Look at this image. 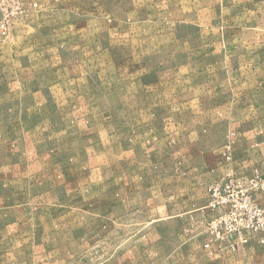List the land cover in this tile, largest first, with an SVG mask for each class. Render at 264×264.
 Instances as JSON below:
<instances>
[{
	"label": "rangeland",
	"instance_id": "obj_1",
	"mask_svg": "<svg viewBox=\"0 0 264 264\" xmlns=\"http://www.w3.org/2000/svg\"><path fill=\"white\" fill-rule=\"evenodd\" d=\"M254 49L264 51V0H0V264H104L114 242H124L114 222L146 224L135 215L110 217L109 194L98 200L90 192L106 191L107 183L81 184L124 176L123 165L110 166L112 120L121 145L132 130L134 157L148 164L145 177H188L191 157L221 166L222 176L200 182L207 205L206 185L228 173L264 181V133L246 143L237 132L250 127L237 119V84L242 103L264 106V90H253L259 79L264 85V70L253 73ZM243 109L242 120L249 115ZM197 112L212 116L189 121ZM156 114L187 122H147ZM196 129L204 130L198 148L207 143L210 155L184 153ZM158 188L150 184L149 193ZM258 196L264 191L254 195L264 207ZM207 205L208 219L198 226L202 249L211 252L204 247L213 216ZM156 220L148 219L166 229L177 222Z\"/></svg>",
	"mask_w": 264,
	"mask_h": 264
},
{
	"label": "crops",
	"instance_id": "obj_2",
	"mask_svg": "<svg viewBox=\"0 0 264 264\" xmlns=\"http://www.w3.org/2000/svg\"><path fill=\"white\" fill-rule=\"evenodd\" d=\"M251 57L254 66L253 73H260L264 70V51L262 49H254L251 52ZM242 88V84H237V119L240 123H247L249 121L250 127L244 130L246 128L241 126L237 128V132L239 134L238 136L243 138V142H246L245 139L252 138L253 133L259 134V136L261 135L260 137L262 138L263 135L261 133H264V130L258 129V125L255 123L258 121L264 122V115L261 114L264 106L261 104L257 105L254 103L255 101L253 104L242 103L240 97L244 94V89ZM253 88L254 91L264 90V85L259 79L258 84L254 85ZM157 101H159L158 97ZM149 104L153 103H148V105ZM220 104L221 106L224 104L223 100L220 101ZM242 109L244 113L249 114L246 118L243 117V120L240 118ZM211 116L212 114L197 112L187 115V118L189 121L199 123L204 121L206 117L210 118ZM149 119L153 123L168 120L174 122H187L183 119V115L177 114H172L171 116L156 114L151 115V117L147 119V122H149ZM195 123L193 126L197 128L198 126L195 125ZM109 124L110 129L107 133H109L112 139L111 142L113 143L114 140L116 142L118 141L114 146H112L110 142V150L113 148L115 153L114 158L111 159L110 163H112V165L110 166L117 168V165H123L124 176L110 178L108 181L99 179H93L92 181L84 180L81 181V184L92 185L93 187H100L99 185H101L104 187L107 183L109 189H107V187L102 188L106 191L97 188L96 190L90 189V192H93L92 195L98 200L102 197L106 200L107 198L105 195L109 194L110 197L106 201L108 202L109 210L107 212H109L110 217L114 219H128L135 215L136 217L146 219V224L144 226L129 225L122 227L114 222L110 228L114 232L118 230V234L120 235L124 233V242H114V246H112L114 252L110 256V260L104 264H264V253L260 247L255 245H249L236 253H232L228 249L221 253H216L215 251L208 252L202 249V244L206 237L203 234L204 231L198 226V222L202 220L203 216L204 218L206 216L207 219L208 216L206 215L207 210H205L207 205L206 191L201 186L200 182H202L204 178L206 180L222 176L223 170L221 166H217L218 164L211 166L208 165L207 160L200 159L197 161V158L191 157L187 164L189 169L188 177H174L170 180L159 177L153 179L145 177L143 176V171L148 169V164L143 157H134V152L132 150V130H127L126 128L124 131L125 144L121 145L118 138H122L123 134L116 128V120H112ZM220 126V128H216L221 130L223 133L222 138L224 139V136H226V127L223 128L222 124ZM174 127L175 125L172 126V128ZM101 129L102 126L100 125L98 132L104 135L103 131L106 132V130ZM197 130L198 129L189 134L188 138L190 139V143L188 149L184 147V153L192 155L204 151L203 153L210 155L209 151L211 146L206 145L207 143H205V147H202V149L198 148V139L204 137L202 133L204 130L200 131L201 133ZM140 133H143V131H140ZM151 133L161 139V128L159 130L158 127L155 128L154 126ZM211 135L212 132H210L208 136H205V138ZM145 136L148 135L145 133ZM255 141H258V138H255ZM143 146L144 144L142 142V146L139 147V149L144 152ZM263 150L264 149H261L258 153L264 154ZM122 153L124 155L123 160H118L117 155ZM262 157L259 156L258 158H254V161L262 160ZM247 167L248 165H244V168ZM133 169L141 170V176H134ZM150 184H155L156 187L159 186L157 191H153L155 195H152L153 192H151V194L149 193ZM258 199L264 204L263 197L260 198V196H258ZM151 204H153V206H151L153 207L152 211L149 210ZM153 210L158 211L160 214L154 213V215L149 216L148 212H154ZM155 215L158 218L155 222L161 219H172L177 222L173 229L160 228L158 225H151L148 221L149 217ZM125 223L127 222L125 221ZM129 223H131V221H129ZM118 234L116 236H118ZM127 234H134L137 239L134 241V239L129 238ZM168 234H170V236H167Z\"/></svg>",
	"mask_w": 264,
	"mask_h": 264
},
{
	"label": "built area",
	"instance_id": "obj_3",
	"mask_svg": "<svg viewBox=\"0 0 264 264\" xmlns=\"http://www.w3.org/2000/svg\"><path fill=\"white\" fill-rule=\"evenodd\" d=\"M206 186L207 208L213 216L206 225L210 240L205 249L214 247L220 252L227 242L231 252L255 244L264 253V207L254 199L255 193L264 191V181L258 176L243 179L228 173Z\"/></svg>",
	"mask_w": 264,
	"mask_h": 264
}]
</instances>
